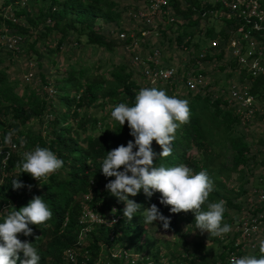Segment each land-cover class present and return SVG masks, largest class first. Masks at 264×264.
<instances>
[{"label": "trees", "instance_id": "1", "mask_svg": "<svg viewBox=\"0 0 264 264\" xmlns=\"http://www.w3.org/2000/svg\"><path fill=\"white\" fill-rule=\"evenodd\" d=\"M18 1L20 0H3L1 5L3 7L11 4L14 16L17 19L23 17L25 22L31 26H40L38 28L40 29L39 33L43 36L54 31L53 37L56 38V47L59 48L64 40L74 37L78 42L79 37L83 35L88 45L110 50L111 39L105 37L95 28L94 23L97 18L104 23H114V26L120 29L118 20L121 17V12L114 0H25L22 5ZM170 1L174 13L182 16V19L185 20L180 25L183 27L181 34L192 36L194 31H185L186 26H191L195 30L199 27L201 19L207 16H215L221 19L223 24L218 30H213L210 25L206 26L203 38L213 39L218 37L224 40L227 37L225 27L231 22L222 16L209 14L207 10H212L214 6L203 5L199 0H183L185 5H182V0ZM34 7L35 9H33ZM2 23L13 26L15 31L24 38L25 43L24 34L27 33L25 24H21L19 19L17 24L11 23L2 15L1 10L0 24ZM261 32H254V35L261 43H264V35ZM108 34L111 35L109 31ZM36 41L37 36L33 37L29 47L32 48ZM197 41H191V45L196 52L193 56H196L201 48L200 43ZM222 52H224V49L219 47L216 55H220ZM226 53L230 66L237 68L235 61L228 52ZM211 56L205 52L201 60L211 58ZM192 63L193 58H191V65ZM219 68L222 69L223 66H219ZM238 71L239 82L248 86L247 92L249 94L255 98L264 96L260 77H251L243 70ZM192 73L202 75V72L196 69ZM109 75L111 79L108 80L96 77L90 78L86 75L85 67L69 68L67 75L57 78L60 83L55 87L63 90V93L59 95L58 106L63 110L56 112L52 99H46V97L44 99L43 96H38V93L32 90L21 94L14 92L11 82L5 78V71L0 68V147L7 150V157L3 165L1 159L5 153L0 154V172L3 174L0 184V222H3L11 210V206L18 210L28 204L24 196L28 197L29 201L33 196L43 197L52 211L51 219L44 224L29 225L32 229L31 236L25 237L22 234H17L21 241L26 240L33 243V246L37 248L41 257L40 264H66L60 260V253L63 248L72 244L76 245L79 231L77 215L83 203L86 202L85 200L82 202L83 193H86L89 188H91V199L88 203L91 207L95 206L96 210L103 211L110 204L117 203V199L105 190V184L113 178L106 179L102 175L101 165L108 151L122 144L126 146L128 141L133 140V137L129 135L130 129L127 122L121 126L113 118L111 122L103 123L101 127H98L100 124L99 118L87 112L81 114L78 112L79 108L89 107L91 101L95 100H99L98 106L111 104V111L118 103H127L132 106L136 93L141 89L140 84L129 76L126 67L122 63L113 66L109 71ZM226 75H230V72ZM40 77L45 81L43 75H40ZM204 88L202 90H186L182 99L189 102V120L177 129L175 140L171 144L172 153L170 156L159 158L161 148L155 141L152 142L151 147L157 153L154 163L157 167L185 164L194 172L206 171L214 182V190L210 193L205 204L201 206V210H207L208 203H215L219 200L226 202L225 208L239 207L235 202V195L241 187L238 186L235 190L237 193L227 189L228 194H226L222 176L227 177L229 171L235 170L240 163L247 161L248 145L243 137L237 135L234 131L239 120L234 109L225 103L221 95L213 97ZM44 94L47 95V90H44ZM45 113H50L53 117L47 119ZM34 116L38 117L40 123L44 120L48 123V127L46 126L48 135L40 134L42 132L40 130L31 131L22 128ZM68 117H72V120L76 119L74 120L76 122L69 121ZM78 129L82 134L78 132ZM86 129H89V131L85 133ZM13 130L16 137L11 138V142L6 143V135ZM37 146L50 149L59 159L63 160L64 164L61 169L64 172L61 177H58L55 172L47 177H41L37 181L29 174L20 173V169L15 167L26 151L33 150ZM190 150L195 151L197 158L189 154ZM227 154H229V165L225 163ZM13 167L16 168L15 172H10ZM13 179H18L26 186L31 185V190L29 191L27 187L13 190L11 186ZM89 180L93 181L91 186L88 183ZM160 195L157 192L151 198H147L141 191L137 196L129 198L144 207L155 204L164 216L170 217V227L166 231L176 232L177 224L185 215H188V212L171 213L170 206L160 204ZM3 208H5L4 211ZM122 210L123 208L118 210L120 217L115 226L118 228L119 233L115 234L113 240H108L107 232L109 228L97 225L90 230L88 238L80 242L83 245H81L82 249L89 252V259L85 260L84 264H95L96 253L103 251L106 253V249L112 247L118 241L124 242V247H128L133 252L138 251L145 257L156 258L157 254L155 252L149 254L146 247L138 243L140 238H146L148 241L146 244H150L149 247L152 248L158 244H163L165 247L163 255L167 258L177 257L180 264H229L231 253L238 258L243 254L242 251L234 252L233 249L234 236L239 235L237 230L233 231L230 238H226L225 235L224 240H222L223 238L220 239L222 248L217 255L218 260L214 259L208 263L205 256L198 253V250H201L205 245L202 240L193 244V250L198 253L197 255L192 252L186 253V255L180 254L177 245L170 242V240L151 236L149 227L163 228L162 224L158 222L146 224L140 213H137L136 217L129 221L126 217L123 218ZM226 215L225 211L222 224L231 225L234 219L228 217L224 220ZM187 220L191 223L195 222L192 212ZM234 224H238V221L236 220ZM250 250L247 255H256L257 257L261 255L258 242L254 243ZM20 258L23 259L22 253H20ZM104 259H108L107 261L110 262L108 253L103 255ZM17 264H19V260ZM102 264L105 263L102 261Z\"/></svg>", "mask_w": 264, "mask_h": 264}, {"label": "rangeland", "instance_id": "2", "mask_svg": "<svg viewBox=\"0 0 264 264\" xmlns=\"http://www.w3.org/2000/svg\"><path fill=\"white\" fill-rule=\"evenodd\" d=\"M114 1L117 4L118 10L121 12V17L118 20V25L121 28L120 30L122 32H125L123 30L126 29L128 31H136V26L138 25L139 20L134 16V13L138 8L144 5L145 0ZM207 1L213 2V0ZM2 2L3 0H0V11L2 9ZM258 2L264 10V0H258ZM182 4H184L183 0ZM33 9H35V7ZM18 19L21 24L26 25L27 33L24 34L25 43L14 52L6 51L0 45V68H3L5 71V78L11 82L14 92L21 94L32 90L37 92L38 96H43L44 99L45 97L46 99H52L54 102L53 107L56 112L63 110L60 106H58L59 95L63 93V90L59 88L56 89L55 86L60 83L57 78L67 75L69 68L76 69L79 67H85L86 75L90 78L96 77L108 80L111 79V76L109 75L110 69H112L113 66L122 63L126 67V72L129 76L140 84V88H162L166 90V93L169 96L175 95L182 99L186 92V89L183 86L182 76L184 75V72H187L191 68V55H195L196 53L191 45V41L194 42L195 40H198L197 42L200 43L199 45L201 48L199 50H205L207 54L212 55L211 58L203 60L201 64L195 65V67L202 72L204 82L207 85V87H205L206 85L204 86V89L208 90L213 97L221 95L225 103L229 107L236 110V102L227 96V87L230 83H241L239 82V71L230 66L228 62V55L225 50L220 55H216L219 51V47L221 48L222 46V42L218 45L219 47H211V49L208 48V43H210L211 39L208 37L205 39L203 38L204 28H206V26H212L213 30H218V28L221 27L223 23L218 17L207 16L206 18L201 19L199 27L195 30L193 27L191 28V26H186L185 31H194V34L189 37L188 35L181 34L183 32V27L180 25L182 21L184 22L185 20L182 19V16L175 14L173 22L166 24L163 28L159 29L158 37L150 38L147 41H141V45H139L137 50L133 52L138 55L140 59L146 57L151 46L156 45V41H159L157 44H159L161 62L163 66H168L167 64H170L175 68L174 76L166 81H152L142 76L139 63L131 61V57L123 51L121 48V42L114 34L112 36L108 34L110 29L115 28L114 23H104L99 18H97L94 23L95 28L112 41L111 49L107 50L103 47L88 45L83 35L79 37L78 42L74 39V37H71L64 40L60 48L56 47V38L53 37L54 31L43 36L39 33L40 29L38 28H40V26L36 27L35 25L31 26L27 24L23 17H18ZM35 36H37V41L31 48L29 47V43ZM72 36H74V34H72ZM185 38H187V40L184 42ZM262 44L264 45V43ZM36 51L37 53H35ZM219 66H223V68L221 69ZM29 68L32 72V78L31 80L25 81L23 75ZM228 72H230V75H226ZM40 75L44 76V80L46 82L43 81V78H41ZM44 90H47L46 96L44 94ZM50 90L53 93H49ZM98 101L99 100L91 101V105L89 107L83 106L78 109V112L80 114L87 112L90 115L99 118L100 124L98 127H101L103 123L111 122V104L98 106ZM261 102H264V96H257L255 104L259 105ZM45 114V118L47 119L53 117L50 113ZM67 119L69 121H73V123L76 122L74 121L76 119L72 120V117H68ZM46 126L48 127V123L45 120L40 123L38 117L34 116L29 119L27 124L22 128L29 129L31 131L40 130L42 131L40 134L42 133V135H48V129ZM88 131L89 129H86L84 132L86 133ZM234 131L237 135L243 137L244 141L248 145L249 151L247 161L245 163H240L235 170L229 171V175L227 177L222 176L225 191L227 189L235 191L238 186L241 187L240 191L238 190V193L235 191L237 193L235 195V202L239 207L225 208L227 215L224 217V220L228 217L234 219V222L230 225L231 231L227 234H222L221 236H214L206 232L202 233L196 228L195 222L191 223V221L187 220V217L191 215V212H188V215H185L184 218L179 221L176 232H169L161 227H149V231L153 238L170 240V242L177 245V250H179V253L183 255L191 252L195 255L198 253L203 254L206 262L208 263L214 259L218 260L217 255L222 248L220 239H222L225 235L226 238H230V236H232L233 231L235 230L234 223L236 220H239L242 217H248L253 212L254 204H252V201L254 200V195L252 193V187L256 185L257 179L264 175V115L256 113L247 121H243L239 118ZM78 132L82 134L79 129ZM13 137H16V135L13 134L11 138ZM189 154L194 158H197V154L194 150H190ZM225 163L227 165L230 163L229 154L225 156ZM15 170L16 168L13 167L10 169V172H15ZM63 172L64 171L62 169H59L56 171V174L58 177H61ZM2 175L3 174L0 172V184L2 181ZM226 194H228V191H226ZM24 199L29 202L28 197L24 196ZM122 207H124L123 203ZM2 210L4 211L5 208ZM262 225H264V222ZM111 229L115 232V234L119 233L116 226L113 225ZM87 238L88 235L84 239L86 240ZM224 238L222 240H224ZM259 239H264V231L258 235V242ZM201 240L205 245L201 250H198L199 252L197 253L193 250V244H196ZM236 241H239L237 245H239V250L243 252L241 256L250 253V247L246 241L235 235L234 242ZM138 243L143 244V247H146L149 254L155 252L158 255L164 252L165 247L163 244H158L157 246H154V248L149 247L150 244H146L148 243L146 238H140ZM124 245V242L121 243L118 241L110 247L109 250L111 248L113 249ZM131 246L129 247L134 249ZM105 254L106 253H104V251L100 252V254L96 253L98 257L100 256L98 258L100 260H102V255ZM104 261H106V259H104ZM97 262H99V260H97Z\"/></svg>", "mask_w": 264, "mask_h": 264}, {"label": "clouds", "instance_id": "3", "mask_svg": "<svg viewBox=\"0 0 264 264\" xmlns=\"http://www.w3.org/2000/svg\"><path fill=\"white\" fill-rule=\"evenodd\" d=\"M189 117V102L175 95L169 96L162 88H141L136 93L132 106L127 103L116 104L111 111V118L121 126L127 122L129 135L133 140L128 141L126 146L119 145L106 153L101 173L106 179H114L105 184V190L124 204L123 218L126 217L129 221L140 213L144 223L158 222L168 230L170 217L164 216L155 204L144 207L129 198L137 196L141 191L145 197L151 198L158 192L161 194L160 204L170 206L171 213L192 212L197 229L202 233L221 236L231 231L230 225L222 224L226 202L219 200L208 203L207 210H201L214 190V182L207 172H194L185 164L157 167L154 163L157 153L151 147L152 142L155 141L161 148L159 158L170 156L175 133L181 125L188 122ZM13 134L14 130L6 135V143L11 142ZM63 164V160L50 149L37 146L26 151L15 167L20 169V173L29 174L39 181L41 177H47L61 169ZM11 186L13 190L27 187L29 191L32 187L24 185L18 179H13ZM113 213H116L115 208L112 209ZM52 215L49 205L41 196H33L26 206L18 210L11 206L3 222H0V264H17L18 260L19 264H40L41 257L37 248L33 243L21 241L17 234L31 236L32 229L29 225L44 224ZM115 222L113 220L112 224ZM258 248L261 254L259 257L243 255L238 258L233 255L229 264H264V239H259ZM20 253L23 254V259L20 258Z\"/></svg>", "mask_w": 264, "mask_h": 264}, {"label": "built area", "instance_id": "4", "mask_svg": "<svg viewBox=\"0 0 264 264\" xmlns=\"http://www.w3.org/2000/svg\"><path fill=\"white\" fill-rule=\"evenodd\" d=\"M25 0H20L18 3L22 5ZM203 5H212L214 8L207 10V12L214 15H219L229 19L231 24L226 25L227 37L219 39L215 37L208 43V48L216 47L222 42L223 48L230 57L235 61L237 70H243L251 77L257 76L262 79L263 94H264V45L254 35V32H261L264 35V10L261 8L258 0H199ZM183 5V4H182ZM185 5V2H184ZM2 15L13 24L18 23V19L13 14L11 4L2 7ZM134 16L138 18V25L136 31L123 30L112 28L109 30L111 35H115L121 42V48L130 57L132 62H137L140 65L141 74L143 77L152 81H166L172 78L175 74V68L172 66H163L161 62V52L157 45H152L146 57L140 59L138 55L133 53L141 45V41H147L150 38H156L159 35V29L163 28L166 24H170L174 20L175 13L172 9L170 0H145L144 5L138 8ZM232 20V21H231ZM230 26V27H229ZM188 38V37H187ZM185 38L184 42L187 40ZM24 43V38L18 34L13 26L2 23L0 24V45L9 52L17 51ZM219 47V46H218ZM212 49V48H211ZM205 50H200L196 56L191 55L193 63L191 68L182 76L183 86L187 90H202L206 85L203 75L192 72L196 64H201V58L204 56ZM25 81L31 80L32 72L30 68L25 71L23 75ZM247 85L244 83L236 84L230 83L227 87L228 98L236 102V110L238 118L243 121L251 119L256 113L264 115V102L255 104L256 98L247 92ZM49 92V91H48ZM52 91L50 90L49 93ZM13 146V145H12ZM5 155L1 159L3 165L6 157L7 150L0 147V154ZM122 170V169H121ZM114 179V178H113ZM89 185L93 184L89 180ZM254 195V209L248 217L237 219L238 224L235 225V230L239 231V237L249 244L252 248L254 243L258 241V235L264 231V175L257 179V183L252 187ZM91 188L86 193H83V203L78 215L77 224L79 226L76 245L65 247L61 251L60 258L66 264H84L89 259L88 251L82 249V242L89 234L94 226H106L108 229V240H113L115 232L111 227L117 223L120 214L118 212L122 207V202L110 204L108 208L99 211L95 206H89L88 201L91 199ZM116 209V213L112 214V209ZM100 215V216H99ZM105 222H102V221ZM116 222L112 224V221ZM239 241L234 242V252L240 251ZM82 245V246H81ZM242 247V245H241ZM110 248V247H109ZM106 249L108 250L109 261L98 259L96 255L94 258L95 264H180L179 259L167 258L162 254H158L156 258H148L141 253L133 252L128 247H116ZM113 250V251H112ZM112 251V252H111ZM100 254V252H97ZM230 258L235 255L230 254ZM103 256V255H102ZM81 258V259H77ZM99 260V262H97Z\"/></svg>", "mask_w": 264, "mask_h": 264}, {"label": "crops", "instance_id": "5", "mask_svg": "<svg viewBox=\"0 0 264 264\" xmlns=\"http://www.w3.org/2000/svg\"><path fill=\"white\" fill-rule=\"evenodd\" d=\"M157 43H159V41H158V42L156 41V45L159 46V44H157ZM167 65H168V66H172V65H170V64H167ZM172 67H173V66H172Z\"/></svg>", "mask_w": 264, "mask_h": 264}]
</instances>
